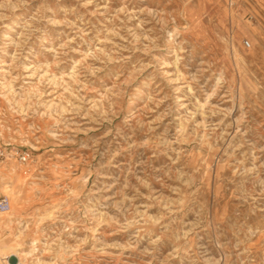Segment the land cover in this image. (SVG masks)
<instances>
[{"label":"rangeland","instance_id":"374dc122","mask_svg":"<svg viewBox=\"0 0 264 264\" xmlns=\"http://www.w3.org/2000/svg\"><path fill=\"white\" fill-rule=\"evenodd\" d=\"M3 195L2 264H264V0H0Z\"/></svg>","mask_w":264,"mask_h":264},{"label":"built area","instance_id":"2783aa9c","mask_svg":"<svg viewBox=\"0 0 264 264\" xmlns=\"http://www.w3.org/2000/svg\"><path fill=\"white\" fill-rule=\"evenodd\" d=\"M230 4L233 5V2L231 1ZM250 46H251L250 42L246 40L244 42V47L249 48ZM30 158L31 156L29 152L22 153L19 157L20 161L23 163L29 161ZM10 210H11L10 199L5 195L0 196V214L8 213Z\"/></svg>","mask_w":264,"mask_h":264},{"label":"water","instance_id":"95a60500","mask_svg":"<svg viewBox=\"0 0 264 264\" xmlns=\"http://www.w3.org/2000/svg\"><path fill=\"white\" fill-rule=\"evenodd\" d=\"M8 261L10 264H21V263H19V260H18L17 256H15V255H11L8 258Z\"/></svg>","mask_w":264,"mask_h":264},{"label":"bare ground","instance_id":"6f19581e","mask_svg":"<svg viewBox=\"0 0 264 264\" xmlns=\"http://www.w3.org/2000/svg\"><path fill=\"white\" fill-rule=\"evenodd\" d=\"M9 222L11 223V220H9ZM10 256H11V255H10ZM10 256H9V257H10ZM9 257H8V258H9ZM8 258H7V261H8ZM8 262H9V261H8ZM0 264H2L1 260H0Z\"/></svg>","mask_w":264,"mask_h":264}]
</instances>
